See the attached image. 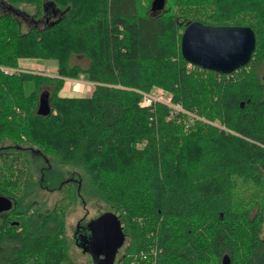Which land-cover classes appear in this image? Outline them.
Masks as SVG:
<instances>
[{
	"label": "trees",
	"instance_id": "1",
	"mask_svg": "<svg viewBox=\"0 0 264 264\" xmlns=\"http://www.w3.org/2000/svg\"><path fill=\"white\" fill-rule=\"evenodd\" d=\"M154 1L0 0V195L19 219L0 225V264H76L64 217L90 200L120 219L115 264H264V0ZM17 5L32 7L25 30ZM191 21L249 26V62L225 74L185 61ZM25 57L55 72L18 69ZM80 75L91 93L60 95ZM154 88L182 111L140 105ZM35 185L58 198L44 206Z\"/></svg>",
	"mask_w": 264,
	"mask_h": 264
},
{
	"label": "water",
	"instance_id": "2",
	"mask_svg": "<svg viewBox=\"0 0 264 264\" xmlns=\"http://www.w3.org/2000/svg\"><path fill=\"white\" fill-rule=\"evenodd\" d=\"M162 2L163 0H155L154 4L158 6ZM254 47L255 34L249 26L210 25L191 21L185 23L180 37V52L185 61L225 74L246 65ZM46 96L41 94L39 97L38 114H47L50 110ZM10 205L11 200L0 195V210L7 209ZM88 227L87 250L94 264H112L116 252L124 242L119 217L110 210L103 211L88 223ZM99 255L103 257L100 258ZM219 264H231L229 256L222 255Z\"/></svg>",
	"mask_w": 264,
	"mask_h": 264
},
{
	"label": "rangeland",
	"instance_id": "3",
	"mask_svg": "<svg viewBox=\"0 0 264 264\" xmlns=\"http://www.w3.org/2000/svg\"><path fill=\"white\" fill-rule=\"evenodd\" d=\"M31 6L28 5H17L13 7L12 12L16 15L20 27L22 30L29 27V24L25 17L30 18L27 14L31 13ZM81 63H84V60H81ZM18 69L22 71H31V72H39L45 74H51L55 72L56 69V61L52 59H42V58H19L18 59ZM261 73L264 74V69H262ZM63 87L60 91V95L63 96H87L91 93L93 89V83L89 81H85L82 75L79 78H70L67 77L64 80ZM42 163L35 164V167L31 169L32 176L36 181L40 177H43L41 173V165ZM44 165V164H43ZM49 178V177H48ZM36 188L39 187L35 185ZM36 198H38L44 206H51L53 201L58 198L59 193L57 191H46L45 189H38V192L35 193ZM110 210L107 205H105L102 201L90 200L84 204L81 202H76L73 206L71 205L70 209L65 214V225H64V235L68 241V254L73 258L76 264H91L88 261V254L82 253L80 249L75 248L73 242L69 243L72 238V230L74 229L75 222L78 218L84 217V220H88L89 218L97 215L100 212ZM111 211V210H110ZM117 215L113 210L111 211ZM264 235V228L262 233ZM72 240V239H71ZM127 242L124 241V244ZM122 253V248H120L118 254Z\"/></svg>",
	"mask_w": 264,
	"mask_h": 264
},
{
	"label": "flooded vegetation",
	"instance_id": "4",
	"mask_svg": "<svg viewBox=\"0 0 264 264\" xmlns=\"http://www.w3.org/2000/svg\"><path fill=\"white\" fill-rule=\"evenodd\" d=\"M57 15H58L57 12H55V11L50 12L47 10L46 14L43 17H39L38 21L42 20L44 22H48L49 20L54 19ZM13 205L14 204H12V201H11V205L9 208L0 210V225L5 224V228L11 227V226H18V224H19V219L17 217H15L13 214H10ZM100 213H102V212H100ZM100 213H98V214H100ZM98 214L89 218L88 220H84V217L78 218L75 222L74 229L72 230V238H71L72 240L70 239V241H69V243H71V241H72L75 248L80 249V251L82 253L88 254V261H90L91 264H94V262H93L91 254H89L90 252L87 250V248L89 246L88 223L92 219L96 218L98 216ZM125 239H126V236H125ZM66 242L68 243L67 239H66ZM120 248H119V250H120ZM119 250L116 252V255L113 259L112 264H115L116 260L119 257V254H118ZM99 257L102 258L103 256L99 255Z\"/></svg>",
	"mask_w": 264,
	"mask_h": 264
},
{
	"label": "built area",
	"instance_id": "5",
	"mask_svg": "<svg viewBox=\"0 0 264 264\" xmlns=\"http://www.w3.org/2000/svg\"><path fill=\"white\" fill-rule=\"evenodd\" d=\"M1 69H3L2 71L4 72L11 70L10 68H6V67H1ZM155 101H160V103L161 102L164 103L167 107L170 108V112L182 111L181 105L177 103L173 104L171 102V96L165 91H163L161 88H154L150 92L144 94L140 102V105H148Z\"/></svg>",
	"mask_w": 264,
	"mask_h": 264
},
{
	"label": "bare ground",
	"instance_id": "6",
	"mask_svg": "<svg viewBox=\"0 0 264 264\" xmlns=\"http://www.w3.org/2000/svg\"><path fill=\"white\" fill-rule=\"evenodd\" d=\"M124 239H125V234H124Z\"/></svg>",
	"mask_w": 264,
	"mask_h": 264
}]
</instances>
